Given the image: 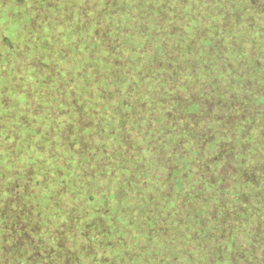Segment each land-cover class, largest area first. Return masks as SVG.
<instances>
[{
  "label": "trees",
  "instance_id": "16d2710c",
  "mask_svg": "<svg viewBox=\"0 0 264 264\" xmlns=\"http://www.w3.org/2000/svg\"><path fill=\"white\" fill-rule=\"evenodd\" d=\"M0 14V264H264V0Z\"/></svg>",
  "mask_w": 264,
  "mask_h": 264
},
{
  "label": "rangeland",
  "instance_id": "374dc122",
  "mask_svg": "<svg viewBox=\"0 0 264 264\" xmlns=\"http://www.w3.org/2000/svg\"><path fill=\"white\" fill-rule=\"evenodd\" d=\"M2 15H3V14H0V22H4V21L6 22V20H7V19H6L5 15H3V17H4V20H3V21L1 20V18H2ZM18 42H19V41H18ZM15 43L17 44V42H15Z\"/></svg>",
  "mask_w": 264,
  "mask_h": 264
}]
</instances>
